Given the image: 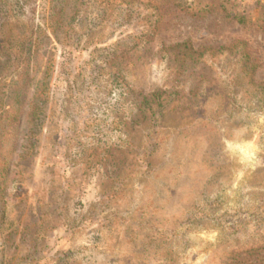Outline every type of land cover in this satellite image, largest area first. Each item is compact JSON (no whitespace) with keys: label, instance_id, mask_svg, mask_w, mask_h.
Returning <instances> with one entry per match:
<instances>
[{"label":"rangeland","instance_id":"obj_1","mask_svg":"<svg viewBox=\"0 0 264 264\" xmlns=\"http://www.w3.org/2000/svg\"><path fill=\"white\" fill-rule=\"evenodd\" d=\"M51 6L0 0V264H264V0Z\"/></svg>","mask_w":264,"mask_h":264},{"label":"trees","instance_id":"obj_2","mask_svg":"<svg viewBox=\"0 0 264 264\" xmlns=\"http://www.w3.org/2000/svg\"><path fill=\"white\" fill-rule=\"evenodd\" d=\"M51 1V18H54L56 16H66L67 14V3H69V0H50ZM16 43L18 44L19 48H22L26 40L22 37H16ZM33 47V43L30 45V49ZM158 105H161L159 102H157ZM153 150H150V154L153 153Z\"/></svg>","mask_w":264,"mask_h":264}]
</instances>
